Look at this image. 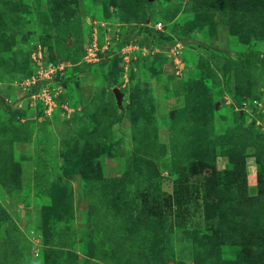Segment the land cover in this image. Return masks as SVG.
I'll list each match as a JSON object with an SVG mask.
<instances>
[{
  "label": "rangeland",
  "instance_id": "rangeland-1",
  "mask_svg": "<svg viewBox=\"0 0 264 264\" xmlns=\"http://www.w3.org/2000/svg\"><path fill=\"white\" fill-rule=\"evenodd\" d=\"M0 264H264V0H0Z\"/></svg>",
  "mask_w": 264,
  "mask_h": 264
},
{
  "label": "built area",
  "instance_id": "built-area-1",
  "mask_svg": "<svg viewBox=\"0 0 264 264\" xmlns=\"http://www.w3.org/2000/svg\"><path fill=\"white\" fill-rule=\"evenodd\" d=\"M62 65H63V64H62ZM63 69H64V66L62 67L59 63H57V64H52V65H50L48 68H44V69H42V70L40 71V74H41V75L46 74L45 77H41V75H38L37 78L32 79L30 83L35 84L36 81H37L38 79H43V78H53V79H54L55 76H56L58 73L61 74V72L63 71ZM44 71H46V73H44ZM41 94H43L44 96H45V95L49 96V100H50V102H51V103L53 102V97L49 94V92H47L46 89H43L42 91L38 92V93L36 94V96H38V97H40V98H43V97L41 96ZM43 101H44V100H43Z\"/></svg>",
  "mask_w": 264,
  "mask_h": 264
},
{
  "label": "water",
  "instance_id": "water-1",
  "mask_svg": "<svg viewBox=\"0 0 264 264\" xmlns=\"http://www.w3.org/2000/svg\"><path fill=\"white\" fill-rule=\"evenodd\" d=\"M113 92L115 94V97L117 98V102L120 103L121 102V99H122V93L121 91L119 90L118 87H113Z\"/></svg>",
  "mask_w": 264,
  "mask_h": 264
},
{
  "label": "trees",
  "instance_id": "trees-1",
  "mask_svg": "<svg viewBox=\"0 0 264 264\" xmlns=\"http://www.w3.org/2000/svg\"><path fill=\"white\" fill-rule=\"evenodd\" d=\"M144 4H145V5L148 4V1H145ZM62 75H63V74H62ZM62 75H57V76H55V79H56V80L58 79L59 81H61V80H62ZM36 89H37V87L34 88V90H36Z\"/></svg>",
  "mask_w": 264,
  "mask_h": 264
},
{
  "label": "clouds",
  "instance_id": "clouds-1",
  "mask_svg": "<svg viewBox=\"0 0 264 264\" xmlns=\"http://www.w3.org/2000/svg\"><path fill=\"white\" fill-rule=\"evenodd\" d=\"M62 74H64V69H63V71L61 72V74H60V73H58L57 75H62ZM57 75H56V76H57Z\"/></svg>",
  "mask_w": 264,
  "mask_h": 264
}]
</instances>
